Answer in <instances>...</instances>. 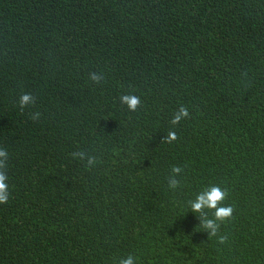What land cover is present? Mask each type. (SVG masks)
Segmentation results:
<instances>
[{"label": "trees", "instance_id": "obj_1", "mask_svg": "<svg viewBox=\"0 0 264 264\" xmlns=\"http://www.w3.org/2000/svg\"><path fill=\"white\" fill-rule=\"evenodd\" d=\"M0 147V264H264V0H0ZM213 184L226 244L188 207Z\"/></svg>", "mask_w": 264, "mask_h": 264}, {"label": "clouds", "instance_id": "obj_2", "mask_svg": "<svg viewBox=\"0 0 264 264\" xmlns=\"http://www.w3.org/2000/svg\"><path fill=\"white\" fill-rule=\"evenodd\" d=\"M88 79L95 84H99L104 75L101 72L92 71L88 74ZM120 102L127 106L131 112H136L141 106V97L134 94H124L120 96ZM36 97L31 93L24 92L19 96V108L23 111L27 106L34 105ZM41 116L40 112H33L30 114V119L37 120ZM190 118V112L185 105H180L174 112L169 123L175 127L182 120ZM179 136L176 131L169 130L164 137V143H173L177 141ZM71 156L79 158L81 160L86 159L87 166H94L98 163L96 157L87 155L83 151H74ZM8 160L9 153L6 148L0 147V204H7L10 198V190L8 183ZM184 171L183 167L179 164L172 165L170 168V175L167 178V186L169 189H177L181 181L176 177ZM228 193L226 189H222L218 185H210L204 188L201 192L197 193L194 200L188 201V207L193 213H199V220L201 227L207 231L209 237H215L219 244H226L228 242L227 234H220V226L222 223H228L233 219L234 208L231 204L222 206L221 202L224 201ZM205 209L213 210L212 216L209 217L205 212ZM117 264H136V257L132 254H128L120 258Z\"/></svg>", "mask_w": 264, "mask_h": 264}]
</instances>
